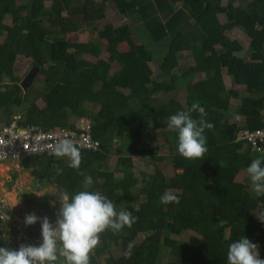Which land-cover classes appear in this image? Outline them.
<instances>
[{"label":"trees","instance_id":"trees-1","mask_svg":"<svg viewBox=\"0 0 264 264\" xmlns=\"http://www.w3.org/2000/svg\"><path fill=\"white\" fill-rule=\"evenodd\" d=\"M107 1L0 0V37L5 38L0 42L2 123L10 124L19 114L23 125L77 131L68 123L70 116L86 117V102L101 107L90 119L91 136L99 147L80 152L79 169L69 167L66 157L50 152L29 156L23 162L24 168H32L35 182L48 183L57 193L69 197L84 190L83 184L90 176V191H100L114 202L117 211L125 209L137 218L119 233H101L90 264L99 263L98 257L108 251L112 241L119 242L122 253L113 256L108 252L107 264H160L166 249L171 255L166 264H228V246L242 236L258 245L260 258L264 259V222L257 218L264 212V195L255 197L250 184L237 180L258 157L246 142L237 140L239 133L264 125V0H229L227 5L222 0H112L122 16L140 18L147 42L165 44V54L158 56L160 80L153 78L149 65L156 60L154 53L146 44L134 41L128 23L104 25L94 41L66 40L67 34L79 31L83 24L103 19ZM221 16L226 17L225 21ZM8 17L10 24L6 23ZM234 29L249 37L246 51L227 35ZM99 40L106 41L108 59L96 63L80 59L83 53L95 55ZM123 44L128 46L125 51L120 49ZM244 51L245 55L240 56ZM183 52L190 53L194 65L174 73ZM18 56L29 59L39 71L45 60L59 71L44 79L47 89L41 95L42 108L27 98L30 90L21 93L22 79L14 69ZM224 69L235 84L246 86L250 95L242 97L240 90H227ZM198 74H204V79L193 81ZM5 78L9 83L4 82ZM182 80V102L175 96L154 104L155 94L173 92ZM80 86L89 91L85 97L80 95ZM231 100L242 103L234 108ZM24 102L28 104L24 116L20 111L14 114ZM196 102L205 109L206 122L214 125L204 132L207 152L202 158L187 159L182 172L169 176L154 162L180 155L178 134L168 130L167 120L178 111H188ZM191 115L200 119L198 112ZM231 115L242 122H230ZM144 134L151 144L164 139L169 144V155L141 148L138 143ZM116 141L118 146L113 148ZM112 153L116 156L114 169L105 170ZM138 155L150 157L152 170L136 177L132 158ZM116 173L122 176L116 177ZM165 191L175 193L179 203L162 204L160 197ZM50 198L56 200L58 196L50 194L43 205L39 204L46 214L41 212L38 217L48 216ZM8 215L12 217V213ZM49 219L55 222L53 217ZM7 222L14 223L10 219ZM13 230L16 232V225ZM25 231L30 241H36L41 235V221L27 225ZM187 232L195 235L184 245L176 236ZM3 238L0 247L17 249L16 242ZM130 241L135 246L128 258L125 253Z\"/></svg>","mask_w":264,"mask_h":264},{"label":"clouds","instance_id":"clouds-1","mask_svg":"<svg viewBox=\"0 0 264 264\" xmlns=\"http://www.w3.org/2000/svg\"><path fill=\"white\" fill-rule=\"evenodd\" d=\"M192 112H198L200 119H194ZM261 114L264 115V112ZM206 116L205 109L196 102L188 111H178L168 118L167 128L178 134V152L184 158H202L207 152V137L204 132L214 125L206 122ZM50 155L68 157L69 167H80L81 153L71 139L60 140ZM246 173L251 182V190L257 196L264 195V154L252 160ZM92 183V178L86 177L84 190L59 199L60 209L55 223L47 216L41 218L35 213L27 214V225L41 221L42 243L21 244L18 249L0 247V264H57L59 258H62L60 264H90V255L99 245L101 233L106 230L119 233L125 226L130 228L137 219L130 211H117L114 202L100 191H90ZM160 202L179 203V197L173 192L165 191ZM8 217L0 208V220L6 221ZM257 218L264 222V212L257 215ZM134 246L135 242L130 241L125 253L128 258L131 257ZM227 261L228 264H264L258 245L246 236L229 244Z\"/></svg>","mask_w":264,"mask_h":264},{"label":"rangeland","instance_id":"rangeland-1","mask_svg":"<svg viewBox=\"0 0 264 264\" xmlns=\"http://www.w3.org/2000/svg\"><path fill=\"white\" fill-rule=\"evenodd\" d=\"M97 3H100L102 0H94ZM229 2V0H222V4L223 5H227ZM46 5H49V2L46 3ZM106 8L104 10V18L94 22L91 25H87V24H83V26H81L79 28V31L74 32V33H69L66 35V40L72 43H86V42H90V41H94V39H96L97 34H98V30L102 29L104 25L106 24H111L113 26H120L121 24L124 23H128L131 26V29L133 30V39L135 42L137 43H144L147 46H149L152 50V52L155 55L156 60L154 62H151L149 65L153 71V78L160 80L161 78L158 76L159 75V66H158V61H159V57L163 56L167 50L165 44L161 43L160 45L156 44H151L150 42H147V39L144 37V32H143V23L140 20V18L136 17L133 20H129L126 17L122 16L121 14H119V12L117 11V9L114 6V3L112 2V0H108L106 3ZM179 6V4L177 5ZM63 15H68V12H64ZM73 17V16H71ZM222 21H225L226 17L221 16ZM6 23L10 24L11 23V18L8 17L6 19ZM227 35L232 39V40H237L239 41L243 46L244 49L246 51L248 45H249V37L244 33V31L240 30V29H234L232 31L227 32ZM147 36V35H146ZM5 38L4 37H0V42H4ZM98 47L96 50V54L95 55H89L86 53H83L80 57V59L84 60V61H90L92 63H96L98 60H107L109 57V54L106 51V41L105 40H99L97 43ZM155 46V47H153ZM128 46L126 44H123L120 46L121 50H127ZM71 51V50H69ZM245 51L242 53H239L240 56H244L245 55ZM182 57L179 61V65L177 67V69L174 70V73H180L183 70H186L188 67L193 66L194 65V61L193 58L191 57L189 52H183ZM157 56V57H156ZM159 56V57H158ZM45 59V58H44ZM30 60L24 58L23 56H18L16 59V63L14 65V69H15V73L16 75L20 78L23 79L27 73L29 72V70L31 69V64H30ZM114 69L117 68L116 65L113 66ZM57 71L59 73V71L56 69V66L48 61L45 60L42 69H40V71H38V73L36 74L34 80L32 81L31 85L28 87V89L24 92L21 91V93L24 95L25 93L29 91L27 98L28 99H34L36 104L42 108L44 107V103L41 99V95L45 92L46 88V84L44 82V79L52 72ZM205 75L204 74H198L195 75L192 80L197 82L200 81L202 79H204ZM223 78H224V83L225 86L227 88V90L229 89H237L241 91V96L242 97H246L248 95H250L247 91H246V86L244 85H237L234 83L233 78L231 76L228 75L227 70L224 69L223 70ZM22 81V80H21ZM5 83H9V79L4 80ZM20 85V84H19ZM99 87V83L96 84V89ZM184 87H185V81L182 80L178 86L176 87V89L171 92V93H158L155 94L153 97L154 99V104L163 102L168 100L171 97H175L178 96L179 97V101L182 102V98H183V94H184ZM126 94L128 93V90H123ZM79 92L80 95L82 97H85L89 91L83 87H79ZM232 103V107L237 108L241 105V101L240 100H231ZM27 106L28 104L24 102L23 106L21 108L15 109V113L16 114L18 111L21 112V115L24 116L26 110H27ZM101 109V107L97 104L94 103H90V102H86L85 103V110H86V117H82V118H75L74 116H70L68 123L75 125L76 127L79 126V123L82 119L85 120H89L91 122V118ZM3 114H2V110L0 109V128L2 126H4V124L1 121ZM229 121L230 122H242L241 118H239L238 116H234L231 115L229 116ZM42 128V127H40ZM145 134L143 135V137L141 138V140L139 141L138 145L141 148H153L155 149L157 152L156 155H162V156H168L169 155V144L166 143V141L164 139H158V142L156 144H151L149 142H147V140L145 139ZM118 146V142L116 141L115 143H113V148H116ZM133 166H134V174L136 177L139 176V173H141L142 171H151L152 168L150 166V162L152 161L150 159L149 156H144V157H140L138 156H134L133 158ZM67 165H69V159L68 157H66L65 159ZM116 161V156L114 153H112L111 157L109 158V160L106 163V166L104 167L105 170L109 169V170H113L114 169V164ZM187 161V158H184L182 155H179L177 157H174V159L172 160V158H168L165 161H154L155 165H157L158 167L164 169V171H166V174L169 176H173L176 173H180L182 172V165ZM8 163H13L12 161H8ZM24 163L23 162H19L16 165L12 166V167H5V168H0V171L2 173H0V205L6 206L7 208H10L11 211L13 213H15L17 216V222H18V231L16 232V235L18 236V238L21 240V237L24 238L21 240L23 242V244L26 245H31L28 244L27 239H25L26 237L22 236L21 232L22 231V220H18V218L23 219L25 222V217L27 214L30 213H35L36 215L44 212V207H40V205H43L46 200H44L48 195L53 194V195H57L58 199L53 200V199H48L47 203L49 205V207L51 209H49L48 211V218L53 217L54 221L56 222L57 218H58V214H59V209H60V200L62 196H65V194H59L57 193V190L55 189L54 186L49 185L48 183H45L41 180H38L37 182H35L33 180V178L31 177V173H32V168H29L28 170H26L24 168ZM116 177H121L122 174L120 173H116L115 174ZM237 180L242 182V183H246V184H250V179L247 176L246 171H242L238 177ZM99 181L101 182L102 179H99ZM42 183V184H41ZM37 193H41V194H45L44 196H39L36 194ZM253 195L255 197H257V195L252 191ZM8 194H13V201L9 200V198L7 197ZM34 199V200H33ZM46 214V211L44 212ZM9 219L11 218L10 216L8 217ZM17 222H16V226H17ZM54 222V223H55ZM39 223V222H38ZM5 229H8L5 226L4 221L2 220L0 222V241L1 239H4L2 236V232L5 233L4 231ZM20 233V234H19ZM19 234V235H18ZM42 235V234H41ZM195 235L194 232H187L184 233L181 236H176V239L182 241L184 243V245L186 243L189 242L191 236ZM39 241H41V239H38ZM21 242V243H22ZM20 245V243H19ZM35 245V244H34ZM259 253H260V249L258 248ZM94 251V250H93ZM108 252H110L113 256H119L122 253V250L120 248V244L119 242H111L109 244V249L107 252H104L100 255V257H98V264H107L106 262V257L108 256ZM171 258L169 249H166L165 252L162 255L160 264H166ZM62 259V258H59Z\"/></svg>","mask_w":264,"mask_h":264},{"label":"built area","instance_id":"built-area-1","mask_svg":"<svg viewBox=\"0 0 264 264\" xmlns=\"http://www.w3.org/2000/svg\"><path fill=\"white\" fill-rule=\"evenodd\" d=\"M20 121L21 116L16 114L10 124L0 128V164L8 161L24 162L29 156L49 153L65 138L71 139L80 152L96 150L99 147V142L91 136L89 120L82 119L77 131L58 127L43 129L37 125H23ZM237 140L246 142L252 152L259 157L264 154V125L255 130L240 132ZM28 244L33 243L29 241Z\"/></svg>","mask_w":264,"mask_h":264},{"label":"crops","instance_id":"crops-1","mask_svg":"<svg viewBox=\"0 0 264 264\" xmlns=\"http://www.w3.org/2000/svg\"><path fill=\"white\" fill-rule=\"evenodd\" d=\"M17 163H8V162H6V163H3V164H0V168H5V167H12V166H14V165H16ZM0 173H2L1 171H0ZM32 177V176H31ZM33 178V177H32ZM42 183H43V181H42ZM41 183V184H42ZM45 195V194H44ZM43 195V196H44ZM8 198H9V200H12L13 201V194H8V196H7ZM17 215L14 213V214H12V219H10V220H12L14 223H8L7 222V220L6 221H4V223H5V226L8 228V229H5L4 228V231H5V233H3L2 232V236L3 237H5V236H7V238H10V239H12L14 242H16V244H18L17 245V249L19 248V243L20 244H23V242L21 241L22 239H23V241H24V238H22L21 237V240L18 238V236L16 235V232L18 231L17 229H18V222H17V217H16ZM18 220H22L21 221V223H22V225H23V227H22V231L23 232H21V233H23V235L22 236H24V237H27V234H26V231H25V229H26V227H27V224L24 222V220L23 219H20V218H18ZM17 222V226H16V232L13 230V227H14V225H16L15 223ZM19 232V231H18ZM20 234V233H19ZM18 234V235H19ZM6 239V238H5ZM26 239V238H25ZM38 239H41L42 240V235H40L39 236V238ZM37 239V240H38ZM2 240V239H1ZM28 240V241H27ZM27 240H25V241H27L28 243H29V239H27ZM22 242V243H21Z\"/></svg>","mask_w":264,"mask_h":264},{"label":"water","instance_id":"water-1","mask_svg":"<svg viewBox=\"0 0 264 264\" xmlns=\"http://www.w3.org/2000/svg\"><path fill=\"white\" fill-rule=\"evenodd\" d=\"M39 68L36 66H32L27 75L22 79L20 82L21 91H26L28 87L31 85L32 81L34 80L36 74L38 73Z\"/></svg>","mask_w":264,"mask_h":264},{"label":"flooded vegetation","instance_id":"flooded-vegetation-1","mask_svg":"<svg viewBox=\"0 0 264 264\" xmlns=\"http://www.w3.org/2000/svg\"><path fill=\"white\" fill-rule=\"evenodd\" d=\"M0 208H2L3 210H4V212H5V214L6 215H8V214H14L12 211H11V209L10 208H7L6 206H3V205H0ZM10 212V213H9ZM26 239H28L27 237H26ZM37 242H42V240L41 241H39V240H36ZM31 243H33L32 245H34L35 243H37V242H32V241H30ZM36 245V244H35Z\"/></svg>","mask_w":264,"mask_h":264}]
</instances>
